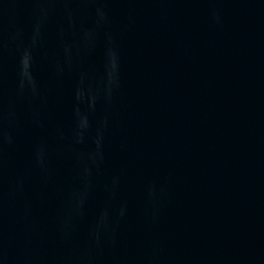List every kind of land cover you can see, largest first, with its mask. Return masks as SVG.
I'll use <instances>...</instances> for the list:
<instances>
[{"label":"water","instance_id":"water-1","mask_svg":"<svg viewBox=\"0 0 264 264\" xmlns=\"http://www.w3.org/2000/svg\"><path fill=\"white\" fill-rule=\"evenodd\" d=\"M0 264H264V0H0Z\"/></svg>","mask_w":264,"mask_h":264}]
</instances>
